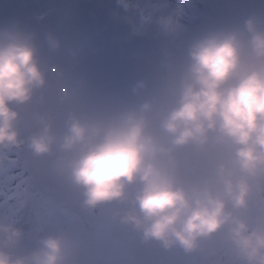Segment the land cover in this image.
I'll return each instance as SVG.
<instances>
[{"label": "clouds", "instance_id": "clouds-1", "mask_svg": "<svg viewBox=\"0 0 264 264\" xmlns=\"http://www.w3.org/2000/svg\"><path fill=\"white\" fill-rule=\"evenodd\" d=\"M61 47L0 26V168L77 193L86 216L117 205L112 226L140 246L264 264V13L193 32L125 92H94L55 62ZM85 231L15 254L23 231L0 221V264H80Z\"/></svg>", "mask_w": 264, "mask_h": 264}, {"label": "rangeland", "instance_id": "rangeland-1", "mask_svg": "<svg viewBox=\"0 0 264 264\" xmlns=\"http://www.w3.org/2000/svg\"><path fill=\"white\" fill-rule=\"evenodd\" d=\"M5 1L9 2V0ZM21 1L23 2L22 8L18 9V5L16 4L7 13L0 12V19L3 20V15L10 14L12 20H19L22 25L34 29L38 34V39L41 41L46 31H52L59 37L62 47L68 50L72 49L80 52V47H82L80 43L84 42L88 50V55L94 61L93 64H96L102 70V81H98L89 75V78H86L91 89L99 94L125 92L131 83L137 79L140 73V66L136 63L135 58L132 60L125 56L128 54L127 51L129 48L131 49L130 54L133 57L135 55H138V57L147 55L145 58L150 60L152 65H155L150 69L152 74L161 52L166 48L177 49L180 44L181 38L171 28V24L173 26L172 21L174 22V20L190 35L208 26L241 20L253 12L264 13V0H221L223 4L219 8L212 7V0H83L88 11L90 10V6L95 13L104 17L98 22L96 18L91 19L93 15H90L89 11V17H91L89 18L88 26L91 22H95V24H92L93 32L87 35L89 28L87 26L88 28L85 33L79 35L78 40L71 47H66L61 35L58 12L52 0H28L27 5L25 4V0ZM219 1L216 0V2ZM119 2L123 5L122 9L117 5ZM105 4L111 6L108 7V11L114 16L113 19L109 20L108 16L104 15L105 12L99 10ZM126 11L129 12L128 14L131 13L135 18H138L139 26L133 31L134 33L128 32L132 41L125 40L128 39L127 36L123 37L119 35L121 30L126 29L128 26L127 22L129 17L127 18V15H125ZM41 14H43V18L37 19ZM7 21L6 24L11 20ZM105 26H112L109 30L110 36L105 33ZM115 31H117L120 41L112 38L113 36L111 34ZM85 35L86 38L84 37ZM106 42L111 43L112 46L108 58L104 56L105 49L103 45ZM106 61H108L107 65ZM76 63L79 68L83 69L82 60L76 59ZM49 106L53 110L56 109L54 97L49 99ZM10 168L12 172L13 170L18 171L14 173V178L12 176V180L14 179V181H19V176H22L21 180L28 182L38 180L32 178L22 165L15 164ZM34 185V183H31L32 187H35ZM43 185L46 188L36 190L35 187L34 192L41 194L40 196H34L36 200L34 198L32 200L34 208L31 211V218L26 217V214V216H18V219L14 217L12 210L16 205H19L18 201L14 202L11 198L7 201L0 197L1 215L4 217L5 213L8 212L9 216L6 220H10L11 216L14 217L13 224L20 227L23 231L21 243L14 249V253L24 254L30 252L36 246L37 238L49 232L61 228L74 231H84L86 229L85 236L87 243L80 254V264H103L105 259L113 258L116 250L107 245L100 248L95 244L94 239L103 235L108 228L112 227L110 212L117 205H107L97 210L93 216H86L75 210L74 206L78 200L77 193H63L45 181ZM1 221L4 222V220ZM128 239L127 245L124 247L125 251L122 254L130 250L129 248L133 241L130 238ZM151 246L155 247L156 245ZM156 247L158 248V246ZM133 253L135 251L131 254ZM144 257L145 254L143 256L140 255L139 259L143 260ZM177 258L181 262H185L184 264L187 263L178 254L173 258L168 257V261L172 262L173 259L176 260ZM187 260L189 262L191 256ZM196 261L198 263L200 258L198 257L192 262ZM192 262L187 264H192ZM154 263L165 264L160 262L157 255L155 256ZM124 264L133 263L127 260Z\"/></svg>", "mask_w": 264, "mask_h": 264}, {"label": "trees", "instance_id": "trees-1", "mask_svg": "<svg viewBox=\"0 0 264 264\" xmlns=\"http://www.w3.org/2000/svg\"><path fill=\"white\" fill-rule=\"evenodd\" d=\"M117 5L120 6V8L122 9V6L119 3H117ZM110 5L109 4H105L102 5V7H100V11L105 12L104 15L108 16L109 20L113 19L114 16L111 14L110 11H108V7ZM115 6V5H113ZM111 7V6H110ZM90 8V15H93L92 18H96L98 20V22L100 20L103 19L104 16H99L97 13H95V11L93 10V8ZM129 12L126 11L125 15H127V18L129 17V20L127 22V27L126 29H122L121 32L119 33L120 36H127L128 39H125L127 41H132V38H130V35L128 34V32H133L139 25H138V18H135V16H133L131 13L128 14ZM3 20L0 21V26H5L7 25L6 22H8L7 20H12L11 19V15L10 14H6L2 16ZM126 18V19H127ZM117 20V19H116ZM92 24H95V22H91V24L88 26V30H87V35H90L93 32V27ZM94 26V25H93ZM97 27V26H94ZM112 26H105V33L109 34V30L111 29ZM98 28V27H97ZM134 33V32H133ZM113 37V39L120 41L119 40V36L117 31H115L113 34H111ZM86 38V35L84 36ZM136 38V37H135ZM133 38V39H135ZM126 42V41H124ZM124 42H118V43H124ZM82 47H80V52L77 51V55L76 56H71L69 54V50L65 49L64 47H61V49L54 54V60L55 62L59 63L61 66L68 68V69H72L74 71H76L78 74L83 75L85 78H89V76L96 78V80H103V77L101 76V72L102 70L97 67V65L93 64V60L92 58L88 55V50L85 47V43L81 42L80 43ZM46 51V49H45ZM131 49L129 48L127 51V55H125L126 57H129L133 60V58L136 59V63L140 66V73L138 74V77L140 78L141 76H147L150 75V69H152V67H154L155 65H152L150 60H147L145 57H147V55L145 54V56H139L135 55V57L131 56L130 54ZM75 57V58H74ZM76 59L82 60V64H83V69L79 68L77 63H76ZM108 61H106V65H107ZM108 67V66H107ZM91 69V70H90ZM87 70V71H86ZM89 75V76H88ZM137 77V78H138ZM16 163L10 162V163H5V165L0 168V197L5 199V200H9L11 198L12 201L16 202L18 201L19 205H16L15 208L12 210V214L14 215V217L18 216H26L28 218H31L32 213L31 211L33 210V203L32 200L34 198V196L38 195L40 196L41 193H35V187L36 190H40L41 188H46V186L43 185L42 180H35V182H31V181H24L21 180L22 176H19L18 180L19 181H14V179L12 180V176L14 178L15 174L18 171L17 170H13V172L11 171V168L13 165H15ZM4 172H6V174H4ZM26 174V172H25ZM11 175V176H10ZM30 175V174H29ZM33 178V177H32ZM46 182V181H45ZM31 183H34L35 187L31 186ZM24 189V190H22ZM47 194H49L48 192H46ZM21 200V203H20ZM34 200H36V198H34ZM26 214V215H25ZM6 216V217H5ZM5 216L3 217L1 215V207H0V221L4 220L5 223H12L14 222V217L11 216L10 220H6L9 216L8 212L5 213Z\"/></svg>", "mask_w": 264, "mask_h": 264}, {"label": "water", "instance_id": "water-1", "mask_svg": "<svg viewBox=\"0 0 264 264\" xmlns=\"http://www.w3.org/2000/svg\"><path fill=\"white\" fill-rule=\"evenodd\" d=\"M58 12L61 35L66 47H71L78 40L79 35H83L89 23V11L83 0H52ZM18 5V9L23 7L21 0H1L0 12L7 13L11 7ZM28 4V0H25ZM104 56L108 58L112 46L111 43H104ZM117 239V231H107L94 239L95 244L102 248L107 244H112ZM104 264H118V260L107 259Z\"/></svg>", "mask_w": 264, "mask_h": 264}, {"label": "flooded vegetation", "instance_id": "flooded-vegetation-1", "mask_svg": "<svg viewBox=\"0 0 264 264\" xmlns=\"http://www.w3.org/2000/svg\"><path fill=\"white\" fill-rule=\"evenodd\" d=\"M114 230L117 231V239L112 243V244H107L109 247H113L114 250H116V254L113 258H108V259H117L118 264H124L125 261L130 260L132 261L133 264H156L154 263L155 256L157 255L158 258L160 259V262L165 263V264H184L185 262H181L180 259H173L172 262L168 261V257H174L176 254H178L180 257H182L187 263H191L192 261H195L196 258H198L197 255H185L182 253L180 250H173L170 253H165L162 252L159 248L152 247V246H140L137 243L132 242L131 247L129 248V251H126L125 254H122V252L125 251L124 247L127 245L128 242V237H126L123 233L120 231L116 230L113 226L108 228L107 231ZM106 231V232H107ZM106 246V245H105ZM133 251L135 253L131 254ZM158 253V254H156ZM145 257L143 260L139 259L140 255H144ZM191 256V260L188 262V258ZM107 260V259H105ZM104 261V260H103ZM105 261L103 262V264ZM186 263V264H187ZM192 264H201L200 261L197 263L192 262Z\"/></svg>", "mask_w": 264, "mask_h": 264}, {"label": "bare ground", "instance_id": "bare-ground-1", "mask_svg": "<svg viewBox=\"0 0 264 264\" xmlns=\"http://www.w3.org/2000/svg\"><path fill=\"white\" fill-rule=\"evenodd\" d=\"M222 4L223 2H221V0L219 2H216V0H212L213 8L214 7L219 8L220 6H222ZM172 23H173V26L171 24V28L175 30V32L178 34L181 40L189 35L185 30H183L182 26L178 22L174 20V22L172 21Z\"/></svg>", "mask_w": 264, "mask_h": 264}]
</instances>
